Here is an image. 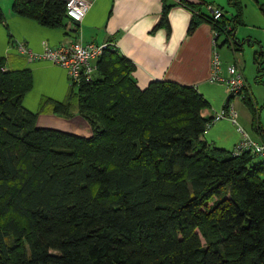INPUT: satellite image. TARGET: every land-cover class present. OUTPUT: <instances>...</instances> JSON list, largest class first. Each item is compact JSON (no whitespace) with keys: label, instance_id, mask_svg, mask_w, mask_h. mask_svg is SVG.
<instances>
[{"label":"trees","instance_id":"obj_1","mask_svg":"<svg viewBox=\"0 0 264 264\" xmlns=\"http://www.w3.org/2000/svg\"><path fill=\"white\" fill-rule=\"evenodd\" d=\"M228 5L218 20L198 8L188 32L206 20L224 42L235 38L243 5ZM169 8L154 28L170 30ZM11 10L51 27L70 20L64 0H13ZM258 46L254 80L264 83ZM5 64L0 56V264H264V159L204 139L212 118L195 86L140 87L133 62L106 49L91 81L52 101L88 121L82 136L39 127L22 104L30 69ZM242 99L262 135V105L246 91Z\"/></svg>","mask_w":264,"mask_h":264},{"label":"crops","instance_id":"obj_2","mask_svg":"<svg viewBox=\"0 0 264 264\" xmlns=\"http://www.w3.org/2000/svg\"><path fill=\"white\" fill-rule=\"evenodd\" d=\"M88 1L89 8L80 22L64 20L63 25L51 27L14 13L11 10L13 0H0V8L5 15V23L0 21V56L5 58L6 68L30 69L32 86L24 94L22 104L31 111H38L36 124L39 127L82 136L92 134L88 121L76 111L71 116L54 112L52 101L66 98L70 81L63 66L49 58L39 57L46 48H55L76 39L82 42H111L118 53L133 62L132 75L140 87L155 79L195 86L209 102V106L201 109L204 117L212 118L227 102L232 103V99L228 101L226 83L211 79L212 56L214 52L218 53L219 35L206 20H201L192 32H188L192 16L198 8L204 10V3L217 4L225 10L221 2L228 4V0ZM255 1L264 5V0ZM165 4L170 5L169 31L164 26L154 28ZM234 37L237 39L236 35ZM19 43H23L28 52H20ZM226 67H220L222 76L227 75ZM256 72L255 69L253 80ZM243 77L245 87L242 94L246 91L256 100V105H262L260 117L263 134L252 131L250 112L242 118V126L252 137L261 139L264 138V83L254 82L257 96L247 76ZM203 137L208 142L232 150L240 133L228 118H222L213 121Z\"/></svg>","mask_w":264,"mask_h":264},{"label":"built area","instance_id":"obj_3","mask_svg":"<svg viewBox=\"0 0 264 264\" xmlns=\"http://www.w3.org/2000/svg\"><path fill=\"white\" fill-rule=\"evenodd\" d=\"M65 13L72 23L80 22L89 8L88 0H64ZM205 13L213 20H218L222 16V9L213 3H204ZM230 29V25H227ZM111 42H82L76 39L70 43L60 45L55 48H46L39 57L49 58L53 62L63 66L68 75L70 83H79L81 80L91 81L96 75V61L106 49H113ZM18 50L22 53L28 52L23 43L18 44ZM221 60L217 52L212 56L211 79L224 81L228 87L229 94L235 95L243 92L245 79L242 72L235 65H228L227 75L220 74ZM238 113L236 108L227 103V106L212 116L207 123L206 129L213 121L228 118L235 126L240 137L232 148V153L238 155L244 151H250L259 158L264 159V141L260 138L252 137L244 128L238 124ZM205 129V131H206Z\"/></svg>","mask_w":264,"mask_h":264},{"label":"rangeland","instance_id":"obj_4","mask_svg":"<svg viewBox=\"0 0 264 264\" xmlns=\"http://www.w3.org/2000/svg\"><path fill=\"white\" fill-rule=\"evenodd\" d=\"M243 5V23L239 24L235 31L237 39L229 37L228 42H224V35L218 37V53L221 60V65H235L237 69L241 70L243 75L247 76L255 95L258 96V91L254 89L253 75L256 65L253 61L254 52L259 49L258 44L264 48V12L259 8L255 0H241ZM221 4L225 7L227 15L230 16L232 8L225 2ZM217 5V4H216ZM249 40V41H248ZM237 49V47H239ZM258 87H260L258 85ZM251 96V95H250ZM76 96L73 94L72 100L75 101ZM232 99V104L238 113V124L242 126V118L248 116L249 109L243 102L242 92L235 94ZM256 103V100L253 99ZM261 104H259L260 106ZM236 127V126H235ZM256 158H259L256 156Z\"/></svg>","mask_w":264,"mask_h":264}]
</instances>
